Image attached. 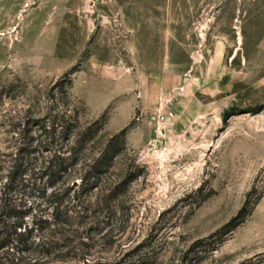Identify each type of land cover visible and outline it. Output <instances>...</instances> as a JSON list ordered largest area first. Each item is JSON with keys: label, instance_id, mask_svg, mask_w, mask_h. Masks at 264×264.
Returning <instances> with one entry per match:
<instances>
[{"label": "rangeland", "instance_id": "1", "mask_svg": "<svg viewBox=\"0 0 264 264\" xmlns=\"http://www.w3.org/2000/svg\"><path fill=\"white\" fill-rule=\"evenodd\" d=\"M18 146L0 264H264V0H0Z\"/></svg>", "mask_w": 264, "mask_h": 264}, {"label": "trees", "instance_id": "2", "mask_svg": "<svg viewBox=\"0 0 264 264\" xmlns=\"http://www.w3.org/2000/svg\"><path fill=\"white\" fill-rule=\"evenodd\" d=\"M44 130H46V126L41 127ZM44 132V131H43ZM46 134V132L44 133ZM21 140V138H20ZM23 142V141H22ZM22 142L20 143V145H22ZM45 142L47 143L46 140V136H45ZM26 148H29L30 146H32V144L30 143H25L24 144ZM26 156L23 154L22 148L20 146L17 147V151L15 153L14 156V160H13V165L9 171V174L7 175V178H3L0 177V215H12V213H16V207H11L7 205V200L10 199L12 192L15 191L16 189V185L18 183V179L22 178V173L23 172H27V168L23 166L22 168V163H20V160L25 159ZM111 158L109 157H103L101 160L103 161L102 163L107 164V162L110 160ZM67 165H68V161L67 158H64L63 155H59L57 157V161H55L54 165H51L50 167L48 166V172H46L45 170H37V172L34 171V169L30 168V172L31 175H34L37 177L39 173L40 177L43 178L44 175H46V182L49 184H54L56 182V180L59 178V176L61 175V173L63 171L67 170ZM91 174V173H90ZM62 178V176H61ZM94 178V177H93ZM54 193V192H53ZM54 197L58 198L57 193L55 192V194H53ZM62 198L60 200V202H58L59 204H62ZM57 209L58 206H57ZM65 212H68V210H66ZM17 214V213H16ZM22 225L21 224H16L14 226H11V231H7L2 233V235H0V250L1 249H5V248H9L10 244H15V246L17 248H20L22 244H27V241L25 240L26 237L29 236V234L31 233L30 230H24L23 232L20 230L18 231V228H21ZM38 229V227H37ZM40 229V228H39ZM35 230V229H33ZM46 244V243H45ZM13 248V247H11ZM14 250V248H13ZM78 252H80L81 254L84 255V258L87 259V254L86 251H75V254H77ZM85 264H90L88 261L85 262Z\"/></svg>", "mask_w": 264, "mask_h": 264}, {"label": "bare ground", "instance_id": "3", "mask_svg": "<svg viewBox=\"0 0 264 264\" xmlns=\"http://www.w3.org/2000/svg\"><path fill=\"white\" fill-rule=\"evenodd\" d=\"M195 59V58H194ZM196 60H197V58H196Z\"/></svg>", "mask_w": 264, "mask_h": 264}]
</instances>
